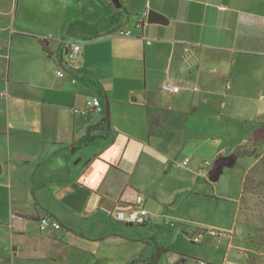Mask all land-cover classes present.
Returning a JSON list of instances; mask_svg holds the SVG:
<instances>
[{"label": "crops", "instance_id": "obj_1", "mask_svg": "<svg viewBox=\"0 0 264 264\" xmlns=\"http://www.w3.org/2000/svg\"><path fill=\"white\" fill-rule=\"evenodd\" d=\"M35 3L0 0V62L19 51L22 40L43 37L37 25L51 27L61 40L50 36L41 44L51 48L64 76L54 74L52 61L42 69L24 66L29 77L5 82L0 69L7 109L4 115L0 107V264H166L173 245L186 241L171 223L183 225L212 198L198 187L208 176L201 161L187 167L190 160L181 157L187 143L197 148L199 140L209 141L216 158L228 156L233 148L224 154L227 148L212 140L241 121L216 108L225 111L234 91L247 84L254 94L259 91V101L250 100L257 103L256 113L264 107V0H83L72 19L88 23L72 32L64 24L71 19L68 8L57 24ZM149 11L164 21L148 23ZM119 29L131 37H118ZM66 40L80 44L81 55L70 65L62 57ZM141 70L143 87L133 85ZM165 84L180 92L163 91ZM95 98L103 111L82 112ZM106 100L109 126L103 125ZM161 113L163 121L150 125ZM214 118L222 119L216 130ZM92 127L94 138L80 144ZM180 172L184 176L177 177ZM138 197L149 224L128 226L107 213L128 210ZM42 214L54 217L61 229L41 232ZM226 226L229 237L213 236L239 245L236 228ZM177 257L175 264H185Z\"/></svg>", "mask_w": 264, "mask_h": 264}, {"label": "rangeland", "instance_id": "obj_2", "mask_svg": "<svg viewBox=\"0 0 264 264\" xmlns=\"http://www.w3.org/2000/svg\"><path fill=\"white\" fill-rule=\"evenodd\" d=\"M82 3L83 0H36L35 7L39 13L43 12L50 15L57 24H59V20L65 19L64 12L65 9L68 8V15L71 19H67L64 24L66 25L67 29L72 32L74 28H78L79 26L82 27L88 23L79 22L75 21V19H72L75 17V15H77L76 10H78V4L82 5ZM104 14L103 18L106 20L107 14ZM122 15L125 16L123 12ZM140 17L141 15L139 18ZM37 26H39L41 30L45 31L43 37L39 38V40H36V42L22 40V45L19 46V51L14 54L12 52V58L10 60H8L7 57L4 60L1 59L2 61L0 62V69L3 72L1 77L2 81L5 82V80H13L14 78L19 79L23 76L29 77L28 73H26L23 68L24 66L27 68H34V66H38L37 68L42 69L45 68V65H48L49 61H52L51 65L53 64L55 68L54 74L56 70L63 71V68L59 65L56 57L51 55V48L48 49L41 44V40L43 38H50V36L53 37L54 40H61V38L56 37V33L54 32L55 28L52 29L50 27V29H47L41 25ZM118 37L129 38L122 36ZM70 43L72 42L67 40L64 41V44ZM33 47L39 48V50H37L38 55L34 56L32 54ZM43 49L46 51L45 54H42ZM4 50L7 53L8 48H4ZM62 57L66 62L67 56L63 55ZM66 64L70 65V63ZM47 74L49 77L54 76L52 71H47ZM136 77L139 79L138 81L137 79L136 81L134 80L133 85H142L143 87L145 78L142 70L140 74H136ZM110 81H112L114 84L119 83L118 79H110ZM252 85L253 84H247L244 86V88H237V91H234L235 99L229 102V106L225 111L220 110L219 107L216 108L218 112H224V116L229 120L232 121L239 118L241 122L240 124L236 125L235 128L234 126L229 128L227 133H222L225 134L223 137H217L218 139L212 140V145H220V147L223 149L227 148L228 151L223 152L224 154L230 152L229 150L234 148L233 146H235V144H241L246 140L244 142V147L246 150L252 152V155L239 157L236 159L233 167L224 168L217 182L209 181L208 176L205 175V182L200 183L201 185L198 187H201L202 190H208V196H211L212 198H209L206 210L203 209V211L190 214L189 218H187L188 221L183 225H177L179 223L176 222L171 223L175 225L171 227H179V230L181 234H184L183 236L185 237L186 241L181 235V238L184 240V243L180 242L182 247H176V245H173L174 249L172 253H168L164 256V261L166 264H175L178 258L177 255H181L182 259L185 261V264H191L193 260H203L205 262H209V264H264V140L254 142L252 135L249 136V134H251V132L256 129L258 123L264 122V107L261 113L258 114L256 113L257 103L255 102L254 105H251V99H256V101H259L260 98L258 93L259 91H256V94H254V88ZM22 87L28 89L27 87H29V85ZM223 90L228 96V90ZM2 92L4 94L5 91ZM3 97H0V107L4 108V115H6V100ZM258 109L259 108H257V110ZM255 114H258L259 117ZM222 118L224 120L226 119L224 117ZM219 121H222V119L214 118L213 120L215 130L217 125L216 122ZM210 143L211 142L209 141L202 142L199 140L197 142V148H192L190 146V142L187 143V148L185 149L183 155H181V157H187L188 161L190 160V163L187 165V167H193L195 163L201 161L204 167L203 169L206 171V173L209 172L210 168L206 169L205 163L208 162L212 165L216 159V153H214L216 146L210 147ZM209 149L210 152L212 149V153L209 152ZM177 151L178 150H176V152ZM187 151L191 154L188 155ZM180 161H177V163ZM183 174L184 172H180L176 174V176L182 177L184 176ZM200 181L202 182L201 177L197 179V182ZM244 184V196L241 203L242 213L240 215V212L238 213L237 210L239 209L237 207V203L240 199V192ZM197 192H200V189ZM244 216L245 220L243 219ZM226 225H228L229 228H233V226L236 228V236L240 240V246L234 244L230 247L227 240L218 241L213 236L214 231L226 232V229H224L227 227ZM240 229H242V232H237V230ZM199 232H202L203 236L205 237H203L204 239L202 243H192V238L195 237ZM156 235V232L151 231L152 237H155ZM157 237L162 238L163 234L157 235ZM168 241L173 242L166 239L165 244H167ZM176 252H179L180 254ZM173 253H175V255Z\"/></svg>", "mask_w": 264, "mask_h": 264}, {"label": "built area", "instance_id": "obj_3", "mask_svg": "<svg viewBox=\"0 0 264 264\" xmlns=\"http://www.w3.org/2000/svg\"><path fill=\"white\" fill-rule=\"evenodd\" d=\"M136 27L141 28L142 22L141 21L138 22ZM115 34L117 36H122V37H131V32L129 30L119 29L115 32ZM65 55L67 56L66 62L73 63L77 61L81 55L80 44L72 43L67 45ZM56 74L58 77H63L64 71L58 70ZM72 82L74 83L75 79H73ZM163 91L167 93L177 94L180 92V88L169 84H165L163 86ZM88 110H92L97 113H101L103 111L97 98L86 102L85 110H83L82 112ZM186 163L187 160L183 164ZM205 167L211 169L212 165L207 162L205 163ZM143 201L144 199L142 197H138L135 204H132L128 210L121 211L117 208H114L112 211H108L107 213L111 215L112 218L117 222L126 223V224L130 223L132 224V226H136V227L144 226L150 223L151 217L148 211L143 207ZM37 224L41 232H46L48 230L57 231L61 229V224L54 217L47 214L39 215L37 218ZM214 235H216L217 237H229L230 233L228 234L225 232L214 231ZM202 237H203V233L199 232L195 237L192 238V243L200 244ZM134 264H144V263L142 261H135ZM191 264H207V263L203 260H193Z\"/></svg>", "mask_w": 264, "mask_h": 264}, {"label": "water", "instance_id": "obj_4", "mask_svg": "<svg viewBox=\"0 0 264 264\" xmlns=\"http://www.w3.org/2000/svg\"><path fill=\"white\" fill-rule=\"evenodd\" d=\"M164 21V18L152 11H149L147 14V22L148 23H162ZM45 46V44L43 45ZM105 118H106V125L109 126V109H108V103L107 100L105 102ZM252 138L254 142H259L260 140L264 139V129L259 128L257 129L253 134ZM236 158L233 156H220L215 159V161L212 164L211 169L208 172V179L211 182H217L224 170V168H231L235 164ZM2 173V168L0 164V175ZM128 226H132V224L128 223Z\"/></svg>", "mask_w": 264, "mask_h": 264}, {"label": "trees", "instance_id": "obj_5", "mask_svg": "<svg viewBox=\"0 0 264 264\" xmlns=\"http://www.w3.org/2000/svg\"><path fill=\"white\" fill-rule=\"evenodd\" d=\"M87 83V82H85ZM94 85L98 84L97 81L95 82H92ZM162 115V116H161ZM161 115H157V116H154L152 117L150 120H149V124L151 125L153 121H163V113H161ZM103 125H106V121L105 119L103 120ZM261 128H264V125H260ZM96 131V127H92V128H89L87 130V134L86 136L80 141V144H87L88 142H90L94 137L91 136V134L93 132ZM244 142L241 143V144H238L236 145L233 150L229 153L230 156H233L235 157L236 159L239 158V157H243V156H250L252 155V152L246 150V148L244 147ZM220 157V156H219ZM131 207V205L129 206V208ZM159 254H156L154 257H158ZM137 261H141V260H137ZM135 261H133L131 264H134Z\"/></svg>", "mask_w": 264, "mask_h": 264}, {"label": "flooded vegetation", "instance_id": "obj_6", "mask_svg": "<svg viewBox=\"0 0 264 264\" xmlns=\"http://www.w3.org/2000/svg\"><path fill=\"white\" fill-rule=\"evenodd\" d=\"M259 128H261V127H259ZM259 128H258V129H259ZM263 129H264V128H263ZM263 140H264V139H263Z\"/></svg>", "mask_w": 264, "mask_h": 264}]
</instances>
